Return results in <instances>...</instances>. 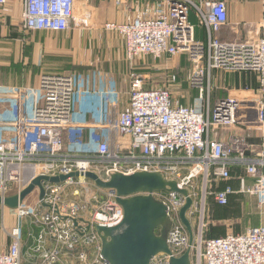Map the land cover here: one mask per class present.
<instances>
[{
	"label": "built area",
	"instance_id": "1",
	"mask_svg": "<svg viewBox=\"0 0 264 264\" xmlns=\"http://www.w3.org/2000/svg\"><path fill=\"white\" fill-rule=\"evenodd\" d=\"M7 3L0 0V28ZM22 3L23 31H66L77 18L76 0ZM192 7L207 30V43L195 38ZM227 21L224 0L199 4L161 0L128 15L122 23L107 24L108 30L117 29L124 38L130 60L143 54L159 57L191 52L196 69L190 73V85L199 91L193 105L182 103L169 88H145V78L132 71L130 99L122 111L112 102L107 119L81 121L73 118L77 83L72 73H44L37 87L0 84V103L7 105L0 115V196L19 193L39 175L94 171L109 179L115 172H160L166 179L176 180L192 198L186 212L193 230H198L191 249L192 264H264V225L249 226L242 233L204 235L211 200L225 206L235 194H250L260 211L264 208V35L238 41L215 37ZM213 69L256 71L259 90L253 96L211 100L205 70L210 77ZM233 128L257 131L259 142H250L248 133L231 132ZM73 179L62 184L45 182L42 199L36 187L15 208L18 223L10 232L9 247L0 248V264H24L25 218L39 227L33 263L108 264L100 253L95 228L88 226L117 225L123 219V207L108 189L109 202L93 213L91 199L67 198L66 186ZM72 194L83 193L74 189ZM153 195L168 206L172 219L168 243L172 254L181 256L189 247V233L180 217L186 196L171 190ZM53 240L56 247L48 248ZM89 246L94 247L93 255ZM169 259V254L162 253L152 264H169Z\"/></svg>",
	"mask_w": 264,
	"mask_h": 264
},
{
	"label": "crops",
	"instance_id": "2",
	"mask_svg": "<svg viewBox=\"0 0 264 264\" xmlns=\"http://www.w3.org/2000/svg\"><path fill=\"white\" fill-rule=\"evenodd\" d=\"M192 1L204 3L216 0ZM224 1L228 6V21L219 31L215 32V37L225 41H238L256 39L264 35V0ZM157 2L158 0H76L77 18L76 21H73L71 29L60 31L54 35L48 34V31L47 33L46 31H38L42 34L36 35L37 37L34 35L32 39V41L36 40L34 44L22 43L19 45L20 48L17 47L14 51L10 48L0 49V69L13 70L11 71L13 74L15 67H21L20 62L22 60L27 62L29 60V64L32 61L33 63H39L41 69L38 75L76 72L77 85L72 102L73 118L81 121L107 119L110 115L109 109L112 102H116V110L118 111H122L129 102L131 90L130 65L126 57L124 38L120 36L112 37L102 27L107 22L122 23L128 15H133L144 7ZM84 10L90 14L89 19L91 20V24L87 29L84 24L78 22L84 18ZM22 11V0H8L2 15L1 37L2 35L20 36L22 38L28 36L23 35L20 29L17 30L13 27L20 24ZM190 21L195 26V38L207 43L206 29L201 26L194 9L190 11ZM46 34L54 36V40L52 42H48L47 39L42 41V35ZM23 40L25 39L23 38ZM42 47H44L43 50ZM1 60H4V65ZM19 60L20 62H18ZM1 73L2 71H0V83L2 84L37 87L40 81L38 78L21 80V77L16 76L15 78L12 74L9 77H3ZM211 73L212 76L210 75L209 79L215 98L227 95L237 97L253 96L260 87L259 76L256 71L213 69ZM146 86L145 88H148ZM174 97L178 98L176 95ZM178 99L181 101L180 98ZM0 107L4 109L6 105L1 103ZM230 131L241 134L248 133L243 128H233ZM248 134L250 142H259L257 131ZM0 208L3 210L4 207L0 205ZM8 209L11 210L10 213L6 211L7 209H4L2 215H0V223L3 224L0 227V248L4 249L9 247L12 240L10 232L18 223L17 211L11 208ZM260 212L261 215L258 216L257 224L254 225H264V208ZM22 222V260L24 264H35L36 262L33 263V260H36V256L33 247L36 244L39 227L31 224L28 218L23 219ZM245 230L234 233H242ZM207 232L205 233L207 237L224 236L230 233L229 231L225 234L221 233V235L218 234L220 231L216 232L215 229ZM54 247H56V242L54 240L49 241L48 248ZM88 249L89 253L93 255L94 247L89 246Z\"/></svg>",
	"mask_w": 264,
	"mask_h": 264
},
{
	"label": "water",
	"instance_id": "3",
	"mask_svg": "<svg viewBox=\"0 0 264 264\" xmlns=\"http://www.w3.org/2000/svg\"><path fill=\"white\" fill-rule=\"evenodd\" d=\"M79 177L91 179L97 186L114 191L116 201L123 207L124 216L117 225L95 223L88 226V229L92 226L95 228L101 241L100 253L108 264H152L153 259L162 253L170 255L169 264H192L191 249L195 235L186 215L192 198L187 189L178 187L176 180H168L160 172H115L109 179H103L94 171L39 175L19 193L4 198L0 196V205L15 209L36 187L42 199L45 195V182L62 184L69 178ZM160 190H172L186 196L180 217L189 233V247L181 256H174L168 243L172 226L168 206L153 195V192Z\"/></svg>",
	"mask_w": 264,
	"mask_h": 264
},
{
	"label": "rangeland",
	"instance_id": "4",
	"mask_svg": "<svg viewBox=\"0 0 264 264\" xmlns=\"http://www.w3.org/2000/svg\"><path fill=\"white\" fill-rule=\"evenodd\" d=\"M161 0H158L160 2ZM199 4V3H196ZM195 8L192 7L191 10ZM90 14L84 15V18L82 20H79L78 22L81 24H84V27L87 29L89 25L91 24V20L89 19ZM76 21V20H75ZM108 23H115L116 22H107L103 25V29L108 31L112 37H117L122 35L117 29L111 30L107 28ZM14 28L17 30L20 29L21 33L23 35H28L27 37L23 36L25 40H23L20 36H14L11 37L10 35H2V39L0 40V49L2 48H10V50L14 51L15 48H20V44H29V43H35L36 40L32 41L34 38V35L38 36L39 34H42L38 31H23L21 27V22L18 25H14ZM1 33V28H0ZM47 33V31H46ZM58 32L55 31H48V34H57ZM207 33V30H206ZM42 35L43 39L42 41L46 40L48 42H52L54 40V36L52 35ZM36 36V37H37ZM22 38V39H20ZM39 42V41H38ZM37 42V43H38ZM44 46V45H43ZM44 47H42V50ZM67 54V53H66ZM127 57V55H126ZM130 65L129 74L131 72H135L136 74H140L142 77L145 78V85L146 87H152V88H160V87H166L169 88L174 95H176L178 98L181 99V101L188 105H193L194 102H196V98L198 96V89L195 87H192L190 85V73L196 69V62L193 60L192 53L191 52H180L176 55H162L159 57H155L153 55L149 54H143L140 56H137L134 60H130L127 57ZM28 60V59H27ZM4 60H1V63ZM20 62V60L18 61ZM205 63L202 61V64ZM21 67H15L14 73L12 74L11 71L8 69H0L2 71L1 75L3 77L5 76H11L14 75V77H21V80L24 79H31V78H38L40 79V65L39 63H33L29 64L25 60H22L20 62ZM34 64V65H33ZM132 67V68H131ZM66 70V69H64ZM69 71V70H66ZM74 76H76V72H72ZM38 75V77H37ZM176 76V79L174 78ZM212 76V73H211ZM77 77V76H76ZM209 72L205 70V82L209 81ZM131 80V79H130ZM2 84V83H0ZM4 85H14L17 86L19 84H4ZM76 89V88H75ZM216 97V96H215ZM213 96V90L211 91L210 98L213 100L215 98ZM1 104V103H0ZM7 108V105H6ZM6 108L0 107V115L6 110ZM81 178H74L73 182L71 184H68L66 186L67 189V198L71 200H85V199H91L93 204V213H95V210L100 208H104L105 204L109 202V196H108V189L101 188L95 184V182L91 179L84 178L87 180V183L85 182H79ZM86 186L89 191L86 190ZM74 189H79L83 194L80 196H74L72 194V191ZM172 191V190H171ZM36 197V196H35ZM9 208V207H8ZM7 207H4V209H7L6 211L10 213L11 210H9ZM0 208V215H2V211ZM13 212V211H12ZM14 214V213H12ZM208 220H209V226L206 229V232L212 231V229H215L216 232L221 231V233L226 232H240L245 230L248 226H255L254 224H257L258 216L261 215L260 209L258 207V204L256 202V199L250 195V194H235L232 196L231 201L229 204L225 206H220L215 204L212 200L210 201V205L208 208ZM211 225V228H210ZM3 224L0 223V227H2ZM215 227V228H212ZM195 230V237L196 234L198 235L197 228H194ZM8 231V230H6ZM205 232V233H206ZM207 232V233H208ZM205 235V234H204ZM211 235V233H210ZM206 236V235H205Z\"/></svg>",
	"mask_w": 264,
	"mask_h": 264
},
{
	"label": "trees",
	"instance_id": "5",
	"mask_svg": "<svg viewBox=\"0 0 264 264\" xmlns=\"http://www.w3.org/2000/svg\"><path fill=\"white\" fill-rule=\"evenodd\" d=\"M218 234H221V231H220V233H218ZM223 234H225V233H223ZM222 235V234H221ZM220 236V235H219Z\"/></svg>",
	"mask_w": 264,
	"mask_h": 264
}]
</instances>
